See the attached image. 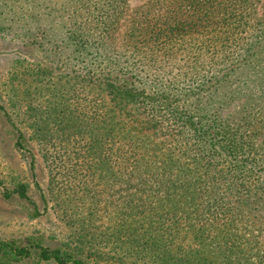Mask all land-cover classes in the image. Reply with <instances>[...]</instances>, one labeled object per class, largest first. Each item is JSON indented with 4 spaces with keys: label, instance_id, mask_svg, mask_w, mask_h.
<instances>
[{
    "label": "trees",
    "instance_id": "obj_1",
    "mask_svg": "<svg viewBox=\"0 0 264 264\" xmlns=\"http://www.w3.org/2000/svg\"><path fill=\"white\" fill-rule=\"evenodd\" d=\"M263 1L62 0L60 29L57 15L39 32L49 49L36 41L43 24L23 35L58 71H33L40 106H26L44 161L62 168L56 201L72 209L96 182L119 176L126 236L142 255L264 264ZM12 195L30 200L25 184L4 191ZM83 239L68 250L3 240L0 264H85Z\"/></svg>",
    "mask_w": 264,
    "mask_h": 264
},
{
    "label": "rangeland",
    "instance_id": "obj_2",
    "mask_svg": "<svg viewBox=\"0 0 264 264\" xmlns=\"http://www.w3.org/2000/svg\"><path fill=\"white\" fill-rule=\"evenodd\" d=\"M141 2L142 0H130L129 4L134 7ZM61 5L62 0H6L1 8L0 241H15L19 244L37 242L51 249H67L65 244L76 241L77 235L82 234L89 256L83 257L85 264H159L153 258L142 255L137 242L130 244L131 238L127 239L121 177H113L108 182L100 181V184L96 182L87 197L77 199L71 205L72 209H65L62 199L59 197L56 201L52 194L62 183V168L58 167L59 162L44 161L43 147L38 145L28 126L29 110L26 106L29 102L32 107L40 106V97L32 89L35 85L33 71L39 66L48 67L54 74L58 71L54 69V65L41 58L43 53L34 49V45L22 37L41 24L43 26L37 33L45 29V22L60 15ZM48 12L50 16L47 15ZM59 15L53 24L55 29H60ZM61 17L63 20V16ZM123 28L121 25L116 32L119 44ZM37 37L36 41L44 44L43 48L49 49L44 43V34L39 33ZM52 81L56 79L53 78ZM24 90L29 91L27 96ZM80 93L76 99L82 96L88 107L89 94L82 89ZM85 95L86 99L83 98ZM234 108L235 104L227 108L226 112H232ZM14 124L23 133L21 142L24 147L16 145ZM55 148L59 146L55 145ZM28 150L34 158L33 169H30L31 157ZM65 163L67 168L74 165V161L66 160ZM79 164L80 173L76 177L85 182L88 179L87 173L82 163ZM19 184L27 186L29 201L17 195L8 199L4 197V191L12 190ZM40 193L44 194V201ZM89 208H92V215L87 214ZM35 259L32 257L15 264H55Z\"/></svg>",
    "mask_w": 264,
    "mask_h": 264
}]
</instances>
